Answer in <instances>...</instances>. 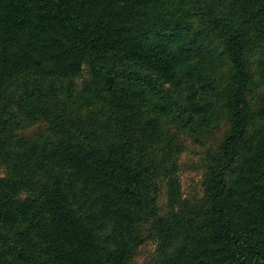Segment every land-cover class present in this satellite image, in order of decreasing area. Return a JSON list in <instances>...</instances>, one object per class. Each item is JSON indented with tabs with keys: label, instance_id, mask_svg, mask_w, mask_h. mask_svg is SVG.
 <instances>
[{
	"label": "trees",
	"instance_id": "16d2710c",
	"mask_svg": "<svg viewBox=\"0 0 264 264\" xmlns=\"http://www.w3.org/2000/svg\"><path fill=\"white\" fill-rule=\"evenodd\" d=\"M0 164V264H264V0H0Z\"/></svg>",
	"mask_w": 264,
	"mask_h": 264
},
{
	"label": "rangeland",
	"instance_id": "374dc122",
	"mask_svg": "<svg viewBox=\"0 0 264 264\" xmlns=\"http://www.w3.org/2000/svg\"><path fill=\"white\" fill-rule=\"evenodd\" d=\"M90 79L88 67L85 66L84 72L76 79L67 81L66 84H72L76 91H80L83 84ZM49 81L45 82V85ZM170 85L167 84L166 87ZM22 93L21 85L18 80L12 82L9 86L8 101L13 112L19 115L15 106L17 97ZM179 99H185L186 90L179 89ZM198 121V120H196ZM197 123L193 130L186 132L182 136L185 151L178 157V163L180 171L178 177L181 182V189L183 198L191 203L200 201L204 195L203 181L206 175L205 166V151L206 147L213 142V137L209 134V140H206L205 135L202 136V131ZM44 129L41 124H31L28 122L24 123V130L20 131L19 134L23 136H29L37 133ZM0 176H6L5 168L0 164ZM24 197V196H23ZM158 205L163 211L168 208V183L164 181L161 184V191L157 197ZM157 248L158 240L156 236H151L143 243L135 252L134 260L132 264H156L157 262Z\"/></svg>",
	"mask_w": 264,
	"mask_h": 264
}]
</instances>
